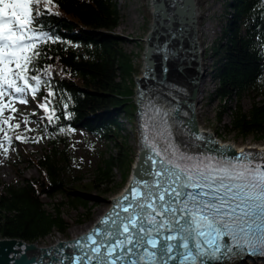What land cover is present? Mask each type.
Instances as JSON below:
<instances>
[{
  "label": "trees",
  "instance_id": "1",
  "mask_svg": "<svg viewBox=\"0 0 264 264\" xmlns=\"http://www.w3.org/2000/svg\"><path fill=\"white\" fill-rule=\"evenodd\" d=\"M41 9L45 14L38 18V26L53 39L38 45L41 56L35 63L40 69L48 68L49 74L42 76L46 83L38 95L53 92L48 98L49 111L28 114L27 120L36 119L40 132L25 135L27 140H17L21 132L11 126L3 128L14 147L37 143L43 136L49 144L40 156L31 159L41 170L39 177L13 181L0 178V238L17 237L29 242L54 230L67 231L62 206L49 209L43 195L63 194L72 206L87 207L91 189L102 184L105 192L113 189L114 167L122 171L129 167L128 144L118 141V137H124L118 116L126 109L133 117L138 107L128 82L129 77L134 82L132 54L116 32L122 17L118 1L52 0L48 9L43 5ZM226 16L216 43L218 57L213 74L218 82L211 93V98L220 103L217 119L222 122L229 114V122L224 123L229 131L264 139V0H228ZM246 95L252 98L248 108L241 102ZM49 114H53L52 121L47 119ZM76 127L86 128L101 140L115 139L118 146L117 155L105 156L95 178L87 182L73 175L71 132ZM12 161L15 166L19 162ZM123 174L127 179V171ZM83 214L89 217L88 209Z\"/></svg>",
  "mask_w": 264,
  "mask_h": 264
},
{
  "label": "snow or ice",
  "instance_id": "2",
  "mask_svg": "<svg viewBox=\"0 0 264 264\" xmlns=\"http://www.w3.org/2000/svg\"><path fill=\"white\" fill-rule=\"evenodd\" d=\"M50 4L52 0H0L4 125L14 119L5 111L16 113L14 104H27L29 94L35 99L46 83L42 76L49 74L48 68H38L35 61L41 56L38 45L53 39L38 26L45 14L41 5L48 9ZM52 95H44L38 108L49 111ZM47 119L52 121L53 114ZM149 119L142 125V138L153 153L151 179L134 181L100 226L83 238L79 264H231L245 255L264 258V154L260 159L242 154L227 163L187 156L161 144L158 120ZM11 127L19 129L20 124ZM0 132L6 154L3 141L11 144L12 137L3 127ZM15 138L28 139L22 134Z\"/></svg>",
  "mask_w": 264,
  "mask_h": 264
},
{
  "label": "rangeland",
  "instance_id": "3",
  "mask_svg": "<svg viewBox=\"0 0 264 264\" xmlns=\"http://www.w3.org/2000/svg\"><path fill=\"white\" fill-rule=\"evenodd\" d=\"M117 1L122 17L116 28V32L123 37V46L132 54L133 67L131 77L134 82H131L130 77L128 78V82L132 84L134 89L132 94L133 101L137 102L138 85L136 78L139 75H143L145 67L146 37L152 29L154 20L153 0ZM197 2L200 14L198 21L199 40L201 47L204 48L202 57L203 67L206 72L196 106L199 126L206 131L215 133L221 141L228 142L234 146L263 145L264 139H259L253 134L244 137L238 135L236 131H229L224 125L225 122H229L230 120L229 114L224 116L222 122L217 119L220 103L219 99L211 98V93L216 88L218 82L213 74L218 57L216 43L222 34L223 25L227 21L226 8L228 0H197ZM169 63L171 68L168 71L167 79L177 78L184 80L188 83V88L191 90L194 85L188 81V76L196 73V66L180 69L177 67L176 61L170 59ZM163 67V65L158 66L160 74L163 73ZM156 83L153 82L152 87H155ZM27 99V104H20L18 102L14 104L18 109L16 113H12L10 110H6L4 113L5 116H14V119L9 122L8 126L19 123L20 128L16 130L21 132L20 134L23 136L35 135L36 132H40L36 119L29 120L27 125L24 123V120L32 111L41 110L37 105L45 102L43 97L39 96L38 93L35 99L32 98L31 94L27 96ZM241 102L245 108H248L252 103V98L246 95L242 98ZM232 103L234 104V101ZM129 108L131 110L133 107L129 106ZM130 112L125 109L118 116L121 127L120 131L124 136L123 138L118 137V141L125 140L129 147V167L125 170L127 171V179H125L123 174L125 171H122L118 166L114 167L115 183L113 189L105 192V190H102L104 184L100 188L91 189L87 196V198H91L88 201L87 207L72 206L63 194H56L53 197L43 195V199L49 209H52L57 204L62 206L61 209L68 221V227L65 233L54 230L47 236L35 241L38 246H51L59 240H67L81 235L94 226L100 216L110 208L112 199L123 191L132 175L133 165L136 162L141 141L139 106L134 109L135 113L133 117L130 116ZM0 127H4V124L0 123ZM36 127L37 129H35ZM26 128L31 130L26 131ZM3 136L4 134L0 132V140H3ZM71 139V155L75 171L73 175L80 182H87L95 178L100 161L105 156L109 157L110 154L117 155L118 153L115 139L101 140L95 133L88 131L84 127L74 128L71 132ZM3 143L4 147L8 148V152L5 154L3 149L0 148V178L2 180L13 181L19 177L23 180L24 177L33 178L40 176L41 170L36 164H32L31 159L40 156L48 147L49 143L45 136L40 137V141L37 143L31 144L26 142L25 147L22 144L20 145V143L17 147L15 146L16 148L7 141H3ZM13 159H18L19 161L16 163V166L12 161ZM86 209L89 211V217L83 214ZM257 257H248L243 264H264V259Z\"/></svg>",
  "mask_w": 264,
  "mask_h": 264
},
{
  "label": "water",
  "instance_id": "4",
  "mask_svg": "<svg viewBox=\"0 0 264 264\" xmlns=\"http://www.w3.org/2000/svg\"><path fill=\"white\" fill-rule=\"evenodd\" d=\"M153 6L154 20L152 29L146 37L143 75L136 78L137 90L144 91L147 87L152 86L153 82L169 84V87L174 90L172 97L177 100L175 116L179 119L183 118L182 121H185L188 136L195 138L201 133L196 106L206 73L202 64L203 49L199 40L197 0H153ZM170 59L176 61L177 67L180 69L196 66V73L188 76V81L194 85L190 91L187 90L188 83L184 80L167 79L168 71L171 68ZM159 65L164 66L162 74L159 73ZM143 96V94L137 95V100L143 101ZM204 140L205 149H216V152H219L227 148L226 152L228 153H238L233 144L230 147L229 144L221 145L213 132H209L208 139ZM210 144H216L218 148H214ZM151 156L153 153L150 146L141 139L140 150L127 185L112 199L110 208L90 229L75 238L59 240L51 246H38L36 242H29L17 237L0 238V264H79L78 257L83 255L81 247L86 243L83 238L100 226V222L113 211L116 201L126 194L134 181L151 179L148 176L152 167L149 160ZM248 257L251 256L239 257L231 264L242 263ZM84 264H92V262L85 260Z\"/></svg>",
  "mask_w": 264,
  "mask_h": 264
},
{
  "label": "bare ground",
  "instance_id": "5",
  "mask_svg": "<svg viewBox=\"0 0 264 264\" xmlns=\"http://www.w3.org/2000/svg\"><path fill=\"white\" fill-rule=\"evenodd\" d=\"M198 3V2H197ZM198 5V4H197ZM198 9V18H199V8H197ZM202 49L204 50V48L202 47ZM202 64H203V66H204V63H203V57H202ZM163 84H165V83H163ZM165 87H167V89H168V91L169 92H172V93H174V90H172L171 88L172 87H169V85H167V84H165L164 85ZM156 90H158L160 93H163V91H162V89H160V87H158V88H156ZM187 90L189 91L190 90V88H187ZM147 92H150V90L148 91L147 90ZM170 96H172V95H170ZM169 96V97H170ZM144 106L142 107V110H146L147 109V107H148V105H150L149 104V99H148V97H149V95L148 94H146L145 92H144ZM152 98H153V96H152ZM151 98V99H152ZM170 100V99H169ZM169 100H165L164 102H163V104H164V106H171L172 107V122L174 123H172L171 121H170V119H169V117H166V116H159V119H157L158 120V123H159V130H163V132H166V130H169L170 129V127L173 129V131H175V132H177V133H179L182 129H186L187 127H186V125L184 124V122L185 121H182L183 120V118H178L177 116H175V113H174V110L176 109V100L175 99H171V101H169ZM140 101H142V100H140ZM188 109V108H187ZM153 119H156V118H153ZM178 120V121H177ZM167 122H169V124H170V127L168 126V123ZM142 129V128H141ZM200 130H201V133H200V136H196L195 138H194V141H198V140H200V139H202V138H204V139H208V133L209 132H211V131H206L205 129H203V128H201L200 127ZM164 135L166 136V134L164 133ZM219 139V138H218ZM214 143V142H213ZM220 144L222 145V144H229V147L232 145V144H230V143H228V142H225V141H220ZM213 146L214 148H218V146L216 145V144H210V146ZM206 146V145H205ZM228 147V148H229ZM236 147V146H235ZM220 148V147H219ZM206 149H209V150H211V151H214V152H216V149H210V148H206ZM233 149V148H232ZM231 149V150H232ZM255 150V151H260L261 149H264V144L263 145H258V146H251V145H248V146H237L236 147V151L238 152V153H243V152H245V150H247V151H249V150ZM228 149L227 148H225L224 150H222V151H219V152H226ZM233 151V150H232ZM226 153H228V152H226ZM230 153H232V152H230ZM235 154L236 153H232V156H235ZM100 209V208H99ZM254 257H256V256H254ZM257 258H261V257H257ZM261 259H264V258H261ZM246 261V260H245ZM245 261H243L241 264H243V263H245ZM235 264H239V263H235Z\"/></svg>",
  "mask_w": 264,
  "mask_h": 264
}]
</instances>
